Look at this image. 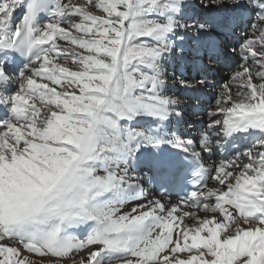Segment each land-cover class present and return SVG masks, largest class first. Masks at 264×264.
Here are the masks:
<instances>
[{"label": "snow or ice", "instance_id": "6c2138e0", "mask_svg": "<svg viewBox=\"0 0 264 264\" xmlns=\"http://www.w3.org/2000/svg\"><path fill=\"white\" fill-rule=\"evenodd\" d=\"M0 53V264H264V0H0Z\"/></svg>", "mask_w": 264, "mask_h": 264}, {"label": "bare ground", "instance_id": "6f19581e", "mask_svg": "<svg viewBox=\"0 0 264 264\" xmlns=\"http://www.w3.org/2000/svg\"><path fill=\"white\" fill-rule=\"evenodd\" d=\"M237 35L240 37V36H243L244 35V30H241L237 33ZM229 47H233L232 46V43L229 45ZM0 58H4L3 55L2 57ZM233 62H234V65L231 67V68H234L236 66L237 63H239V57L238 56H233ZM4 62L5 64H9L10 65V62L8 60V58H4ZM228 69L226 70L225 68L221 67L220 65H215L214 66V72H213V75L209 77L210 80H214L216 83H222L224 82L227 77H228V73L229 71L231 70ZM172 69H169V73H171ZM177 76H179V73H177ZM220 77L222 79L221 82H217L216 81V77ZM169 85H176V87H172L171 88V93L173 94H177L179 96L180 99H182L186 104L187 103H190V101H187L186 98L183 96V89H180L179 86H178V81L177 80H172V79H169ZM212 91V89H205L204 91V94L202 95V97H205L207 94H209V92ZM211 101V99L209 101H206V100H202V104L200 106V108L198 109H195V111L191 108H185V110L189 111L190 113H192V116L190 117L189 114H186L185 113V120L187 121V118L190 117V120H188L180 129V131L182 133H185V134H190V135H194L197 130H200L203 128V126L207 123V117L204 115L203 113V109H206L209 107V102ZM195 125L194 127H190V125ZM192 128V129H191ZM239 139L242 144H243V148H242V151L244 150V148L246 146H249L251 144V141L250 139H245V138H237ZM213 148H214V151H213V155L211 156H208V155H205L204 156V162L205 164H208V165H211L212 163H214L215 161H218L220 159L219 157V154L216 152V148L217 146L213 145ZM171 199L173 201H175V199H173L171 197ZM131 204L128 206L130 207ZM127 210V208L125 209Z\"/></svg>", "mask_w": 264, "mask_h": 264}, {"label": "rangeland", "instance_id": "374dc122", "mask_svg": "<svg viewBox=\"0 0 264 264\" xmlns=\"http://www.w3.org/2000/svg\"><path fill=\"white\" fill-rule=\"evenodd\" d=\"M233 65H234V62H233V64H231V67H232ZM220 66L223 67V68H225L223 64H220ZM231 67H230V68H231ZM230 68H225V69L228 70V69H230ZM216 81H217V82H221L222 79H221V81H218V76H217V77H216ZM204 100H205V99H204ZM184 111H185L186 114H189L190 117L192 116V113H190L189 111H187V110H184ZM190 117L187 118V121L190 120ZM185 121H186V120H185ZM187 121H186V122H187ZM191 129H192V128H191Z\"/></svg>", "mask_w": 264, "mask_h": 264}]
</instances>
